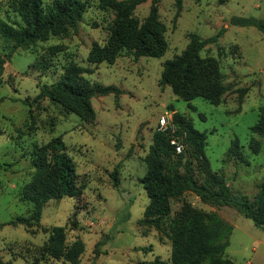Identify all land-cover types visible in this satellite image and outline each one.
<instances>
[{
  "label": "rangeland",
  "instance_id": "obj_1",
  "mask_svg": "<svg viewBox=\"0 0 264 264\" xmlns=\"http://www.w3.org/2000/svg\"><path fill=\"white\" fill-rule=\"evenodd\" d=\"M0 1V19L15 28L23 26L8 0ZM54 1L43 0V7ZM82 1L86 11L68 35H51L16 50L12 41L0 35V58L5 62L0 70V224L30 214L32 205L20 202L18 194L36 173L31 158L36 146L61 138L85 185L79 197L49 201L41 225L32 231L35 234L23 225L4 226L0 257L12 264H28L27 257L32 262L40 255L49 231L64 227L68 245L78 238L86 245L80 264H161L158 260L171 264L169 234L187 224L194 210L216 211L234 226L227 248L229 258L237 264H264V230L236 208L213 207L192 192L171 200V215L162 230L141 223L150 204L142 184L148 172L145 158L157 134L168 137L159 131L162 116L181 114L207 135L205 154L212 171L232 192L246 195L250 201L259 194L264 184V135L254 134L252 128L264 108V33L256 27L233 25L232 19L264 20V0H182L179 17L175 0H157L160 22L166 29L165 55L135 60L123 52L114 63H92L89 58L94 46H106L116 12L103 9L100 0ZM152 2L141 3L133 12L140 25L149 16ZM192 34L203 40L219 35L217 42L201 53L220 62L228 92L219 105L202 98L187 102L176 97L170 86L159 85L164 63L186 50ZM45 56L50 61L42 68ZM71 62L89 70L84 78L91 84L116 86L121 91L118 96L91 99L94 121L67 113L50 98L33 107L25 103L34 101L42 89L56 85L64 66ZM235 140L242 147V157L230 153ZM256 143L261 146L258 152ZM188 157L183 158L184 163ZM194 174L202 183L204 178L195 167ZM110 237L112 240L100 247L101 257L95 259L96 244ZM39 264L68 263L46 259Z\"/></svg>",
  "mask_w": 264,
  "mask_h": 264
},
{
  "label": "trees",
  "instance_id": "obj_2",
  "mask_svg": "<svg viewBox=\"0 0 264 264\" xmlns=\"http://www.w3.org/2000/svg\"><path fill=\"white\" fill-rule=\"evenodd\" d=\"M147 0H100L103 9L116 12V21L109 28L106 46H94L90 53L92 63H114L123 53H130L135 60L142 57L161 58L168 50L165 40V26L160 22L159 6L153 0L149 16L139 24L132 16L136 7ZM176 17L182 11V0H175ZM8 5L17 12L24 25L18 28L0 19V35L14 43L13 50L28 48L38 42L48 40L51 35H68L70 28L82 18L86 11V2L82 0H55L51 6L43 7V0H8ZM3 2L0 1V11ZM233 25L256 27L264 33V20L255 18H234ZM219 35L203 40L192 34L186 50L179 56L164 63L160 87L170 86L176 97L190 102L196 98L219 105L228 88L224 85V75L220 62L214 57H202L203 49L216 43ZM50 57L45 56L41 64L46 68ZM4 60L0 58V70ZM89 70L71 62L64 66V74L52 88H44L34 101L25 103L29 107L45 98L60 103L67 113L79 114L85 121L95 119L91 99L98 96L121 94L116 86L91 84L84 74ZM247 93V91L245 92ZM1 102V101H0ZM242 104V100L240 101ZM178 125V135L184 136L188 147L180 155H175L167 136L157 134L150 153L145 158L148 167L142 184L150 199L142 225L162 230L167 218L171 215V200L179 198L185 192H192L205 204L213 207H233L255 226L264 230V184L257 197L250 199L241 193L232 192L226 181L212 171L209 159L205 154L207 135L195 129L192 121L181 114L174 115ZM254 134L264 135V108L260 120L252 128ZM255 141V140H254ZM255 144V152L260 150ZM242 147L235 140L230 148L234 156L242 157ZM189 156L186 162L183 158ZM36 173L31 182L20 188L18 199L32 205L29 216H18L9 223L0 224V230L6 226H25L30 232L41 225L45 205L51 201H60L66 197L76 198L82 195L84 184L77 172L76 165L68 154V148L61 138H55L47 145L36 146L31 154ZM194 167L202 174L204 180L195 178ZM180 168L184 171L181 172ZM118 187L116 174L113 175ZM129 217V215H127ZM190 221L181 224L169 234L172 241L171 264H237L227 255V248L234 231V226L222 218L218 212H190ZM40 255L28 264H39L42 260L63 261L68 264H80L86 245L78 238L67 244L64 227H53ZM35 234L36 232H32ZM99 241L94 249V258L102 254L100 247L111 241ZM159 263H163L158 260ZM0 264H12L0 257Z\"/></svg>",
  "mask_w": 264,
  "mask_h": 264
},
{
  "label": "built area",
  "instance_id": "obj_3",
  "mask_svg": "<svg viewBox=\"0 0 264 264\" xmlns=\"http://www.w3.org/2000/svg\"><path fill=\"white\" fill-rule=\"evenodd\" d=\"M159 131L168 135L170 146L173 149L175 155L182 154L186 147L187 142L185 141L186 134L184 136H179V128L175 123L174 118L171 116H162L158 123Z\"/></svg>",
  "mask_w": 264,
  "mask_h": 264
},
{
  "label": "crops",
  "instance_id": "obj_4",
  "mask_svg": "<svg viewBox=\"0 0 264 264\" xmlns=\"http://www.w3.org/2000/svg\"><path fill=\"white\" fill-rule=\"evenodd\" d=\"M102 255V254H101ZM101 255H100V257H101Z\"/></svg>",
  "mask_w": 264,
  "mask_h": 264
}]
</instances>
